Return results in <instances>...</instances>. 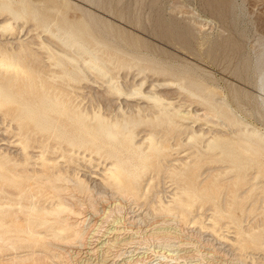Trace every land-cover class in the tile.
I'll list each match as a JSON object with an SVG mask.
<instances>
[{"label": "rangeland", "instance_id": "obj_1", "mask_svg": "<svg viewBox=\"0 0 264 264\" xmlns=\"http://www.w3.org/2000/svg\"><path fill=\"white\" fill-rule=\"evenodd\" d=\"M218 1L0 0V51L40 58L35 98L0 72L4 186L40 177L16 113L45 124L42 80L69 115L51 181L0 190V264H264V0Z\"/></svg>", "mask_w": 264, "mask_h": 264}, {"label": "bare ground", "instance_id": "obj_2", "mask_svg": "<svg viewBox=\"0 0 264 264\" xmlns=\"http://www.w3.org/2000/svg\"><path fill=\"white\" fill-rule=\"evenodd\" d=\"M215 1L217 2L218 0H211V2H213V3ZM218 2H220L221 4L225 3V1H223V0H219ZM77 38L78 37H74V39L73 38H69L68 40H65L64 43H66L69 46H71L70 43L72 41L77 40ZM85 40L87 41L88 39L86 38ZM84 43H85L84 41H80V42L78 41L77 45L80 48L81 47L83 48ZM92 51L93 50H91L90 48H85V52L87 54H91ZM4 53H6V52L0 51V72H1V74L5 75L6 82L8 84H13L14 85V90L17 93H21L23 91L26 94H28V93L31 92V93H33V97L34 98L39 96V93L35 92L36 91V86H37L36 84H34L35 76H33L31 74L30 68L24 64L23 60L30 58L29 62L35 63V62H38V60L40 58H38V56L37 57L31 56L30 53L29 52L27 53L26 51L25 52H20V51L18 52L17 51L14 54L13 53L4 54ZM28 65H30V64H28ZM45 69L47 70V66L46 65H42V66H38L37 67V71L39 73H42V72L46 73L47 71H45ZM39 87L52 89V92L50 93L49 96H51L52 99L56 100L55 102H50V103H53V106L55 107L54 110L50 109L51 108L50 106H52V105L48 106L49 99L47 98V96L43 97L44 99L41 100L39 102V104H36V105L34 104L33 106H30L29 109H28V110H30L32 112L33 111L34 112H39V113H41V115H44L46 112H48L47 113V119L45 120V124L44 123H43V125H42V123L40 124L38 118H34V117H30L29 119H24V120L20 119V116L23 113V112L21 113L20 110L16 114L19 116L17 118V120L19 121V123H22L21 134L22 135H26V137H25L26 140L23 141V145H22V150L24 151V153L25 154L28 153L27 148H29V147L38 148L39 150H41L40 154H39L41 156V169H39V170L33 169V173L35 175L36 174L39 175L40 177L35 176V179H34L35 181H32L33 177L22 176L21 177L22 180L19 183H17V184L13 183L15 185L12 184V186L10 185L9 187H6V186H4V182H8L9 178H12L13 176H15V173L13 171L17 172L18 174L25 173V169H24V167H22V165L20 163L18 165H21V166H14V164H8L5 167V168H7V172L1 173L2 175L0 176V179H1L0 180V190H3V192L6 193V195H4L3 197L7 198V203H10V204L16 203L13 200V197H12L13 194H15V193L22 194V192H23L22 189H24V188H30L32 186L33 187H39V184H38V181H37L39 178H42V180L50 182L51 179H52L51 176H53V174H54V170L53 169H57L58 167H56L55 165L49 164V161H51V160L54 161V159H56V157H53V155H57V156L60 155V154H58V149L60 147H62L63 150H65V148H64L65 142L63 143L60 139H58L56 137V136H59L60 130H59L58 134H56V135L52 134V133H54V128L63 126L62 118L69 116L67 114L68 113L67 108L64 107V105H65L63 103L64 101L62 100V98H60V95H59V91L61 90V86L58 83H52V82H47L46 80H42V82L40 83ZM145 97L146 98H152L154 100L159 99V98H157L155 96H151V94H146ZM2 100H5V99H2ZM4 103H6V102L4 101L3 103L0 104V106L1 107L3 106V110L5 109L6 113H10L12 115L13 108L4 107V105H5ZM209 115L210 114L208 112H206V113L204 112L202 114V116L204 118L208 117ZM49 128H51V132L52 133H48L50 131V130H48ZM76 128H82L83 130H86L85 127H84V123L83 122H81L79 124V127H76ZM89 128L91 129V127H89ZM53 136H54V138H52ZM249 144H250L249 146H250L251 150H253V151L257 150L258 146L256 144H254L252 142H249ZM42 145H46V146L43 147ZM217 148L221 149L220 151H222V153H224V151H227V150L229 151L230 150V145L227 144L226 142H222V143L217 145ZM229 158L230 159H235V153L231 152V154H229ZM207 160H208V158H207ZM4 170H6V169H4ZM41 175H42V177H41ZM109 177H110L111 182H112L113 185L118 186L121 183H124V184L127 183V181L124 182V180H123L124 176H122L121 173L109 172ZM205 186L206 185H204V186L199 185V186H197L196 190L199 191L200 193H201V191L205 192L206 189L208 190V186L207 187H205ZM40 188H44V187H40ZM54 188H56V186H54ZM23 195L26 196L27 193H23ZM104 212H106V211H104ZM141 219H143V218H141ZM25 230L26 229L23 228L20 231L21 232H25ZM26 233H28V232H26ZM79 235H80V233H79ZM90 237H91V235H90ZM78 241H80V240L78 239ZM83 241H84V243L86 242L85 240H83ZM78 244H79V242H78ZM62 245L63 244H61V246ZM56 248H57V246H56ZM68 257H70V256H68Z\"/></svg>", "mask_w": 264, "mask_h": 264}]
</instances>
